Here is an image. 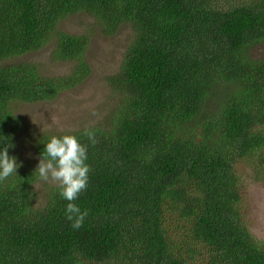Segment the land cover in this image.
<instances>
[{
	"label": "trees",
	"instance_id": "1",
	"mask_svg": "<svg viewBox=\"0 0 264 264\" xmlns=\"http://www.w3.org/2000/svg\"><path fill=\"white\" fill-rule=\"evenodd\" d=\"M75 14L104 36L131 30L106 79L115 100L93 125L29 136L12 105L52 101L90 74L89 37L59 29ZM52 39L66 75L1 63ZM262 43L264 0H0V150L15 157L28 138L40 159L52 136L74 135L90 167L78 230L56 185L36 205L34 170L0 182V264H264L249 217V181L264 187Z\"/></svg>",
	"mask_w": 264,
	"mask_h": 264
},
{
	"label": "rangeland",
	"instance_id": "2",
	"mask_svg": "<svg viewBox=\"0 0 264 264\" xmlns=\"http://www.w3.org/2000/svg\"><path fill=\"white\" fill-rule=\"evenodd\" d=\"M63 32L89 37L86 61L90 68V74L80 84L72 89L63 91L52 101L27 104L17 102L12 105V110L19 115L27 126V133H61L74 131L77 128L93 125L112 104L115 97L110 94L106 79L113 74L120 63L125 48L131 39V30L123 26L114 36H104L100 27L90 17L84 14H75L63 19L59 24ZM55 45V39L50 40L42 49L25 54L19 58H9L4 62H28L38 66L41 73L48 76H63L70 72L71 63H62L52 59L51 53ZM252 55L261 57L264 55V43L255 48ZM17 164L30 170L36 169L39 158L35 155L29 139L18 140V146L14 152ZM240 173L245 177H253L254 167L245 162L238 165ZM249 217L253 219L254 229L264 232V187L250 184ZM55 184L42 181L34 186L36 192V205H42L46 200L49 187ZM248 185V181L246 182ZM248 188V187H247Z\"/></svg>",
	"mask_w": 264,
	"mask_h": 264
},
{
	"label": "clouds",
	"instance_id": "3",
	"mask_svg": "<svg viewBox=\"0 0 264 264\" xmlns=\"http://www.w3.org/2000/svg\"><path fill=\"white\" fill-rule=\"evenodd\" d=\"M83 135L92 145L98 143L95 132L85 129ZM9 144L0 150V182L13 173L16 174L19 165L15 157H10ZM87 146L82 145L76 136H52L41 153L39 163L34 171L45 182H51L59 189L62 199L68 201L65 215L71 222V227L78 230L83 226L88 211L81 209L74 203L80 193L87 189L90 167L86 163Z\"/></svg>",
	"mask_w": 264,
	"mask_h": 264
}]
</instances>
